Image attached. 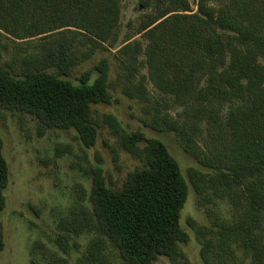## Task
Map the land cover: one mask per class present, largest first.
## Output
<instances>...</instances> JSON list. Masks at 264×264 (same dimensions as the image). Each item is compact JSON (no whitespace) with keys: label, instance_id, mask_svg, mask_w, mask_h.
Returning <instances> with one entry per match:
<instances>
[{"label":"trees","instance_id":"1","mask_svg":"<svg viewBox=\"0 0 264 264\" xmlns=\"http://www.w3.org/2000/svg\"><path fill=\"white\" fill-rule=\"evenodd\" d=\"M140 5L151 10L136 33L144 41L127 38L117 48L121 62L131 82L146 66L156 88L185 107L184 119L160 113L152 128L176 134L199 159L204 154L197 138L207 128L219 165L203 160L215 174L193 170L191 182L200 197L213 190L244 206L238 220L222 227L219 245L232 255L243 251L249 264H264V0H197L196 10L189 0ZM121 18V0H0V47L5 36L30 46L41 42L18 73L0 66V107L29 113L48 129L75 130L84 147L95 146L94 108L113 103L112 63L104 58L77 79L72 74L81 62L79 46L117 47ZM144 81L141 76L126 94L149 100ZM120 144L142 165L116 189L98 167L90 209L59 223L57 244L69 255L71 236L91 232L96 236L86 255L89 264H112L105 254L109 244L122 264H154L161 257L177 262L181 245L190 240L181 226L189 186L180 163L163 140L142 131L123 133ZM3 151L0 135V255L10 182Z\"/></svg>","mask_w":264,"mask_h":264},{"label":"rangeland","instance_id":"2","mask_svg":"<svg viewBox=\"0 0 264 264\" xmlns=\"http://www.w3.org/2000/svg\"><path fill=\"white\" fill-rule=\"evenodd\" d=\"M141 0H121L122 18L117 47L108 44L92 51L91 45L79 46L80 63L74 68L72 78L77 79L93 68L101 59L112 63L110 92L111 105L94 108V117L99 125V137L95 146L86 148L75 130L48 129L29 113L0 107V135L4 141V156L10 167V182L5 190L6 208L2 217L5 248L0 255V264H89L88 248L96 236L85 232L70 239L71 252L65 255L57 244L60 233L58 225L82 208L90 209L89 196L93 172L101 167L107 185L116 189L122 186L127 175L142 165L141 161L120 144L125 132L142 131L148 137L163 140L177 158L189 186V198L181 214V226L190 240L181 245L183 256L177 262L161 257L154 264H249L244 252L234 255L225 252L219 245L224 225L233 224L243 212L231 197L218 198L214 191L200 197L194 188L190 173L199 171L207 176L215 169L204 163L206 159L219 165L211 154L213 149L207 128L197 138V145L204 156L196 158L186 151L176 134L159 132L152 128L153 120L160 113L174 119H184L185 107L177 104L172 96L161 93L152 82L148 68L141 67V74L131 82L127 69L121 62L117 48L127 38L144 41L137 35L138 27L149 11L140 5ZM196 10L197 0H189ZM21 44L7 36L1 38L0 66L13 68L16 73L26 67V57L41 43L34 40ZM19 45H24L21 48ZM144 63L145 56H141ZM145 77L149 100L130 98L126 88ZM231 107H225L228 113ZM115 121H114V120ZM114 121V122H113ZM114 123H116L115 126ZM204 160V161H203ZM245 204L241 191L238 193ZM106 257L112 264H122L117 251L109 244Z\"/></svg>","mask_w":264,"mask_h":264}]
</instances>
